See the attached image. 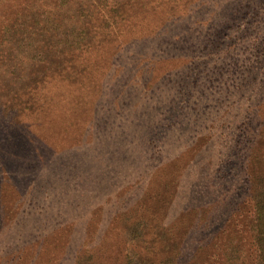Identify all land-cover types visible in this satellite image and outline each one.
Masks as SVG:
<instances>
[{
	"label": "rangeland",
	"instance_id": "obj_1",
	"mask_svg": "<svg viewBox=\"0 0 264 264\" xmlns=\"http://www.w3.org/2000/svg\"><path fill=\"white\" fill-rule=\"evenodd\" d=\"M263 185L264 0H0V264H224Z\"/></svg>",
	"mask_w": 264,
	"mask_h": 264
},
{
	"label": "trees",
	"instance_id": "obj_2",
	"mask_svg": "<svg viewBox=\"0 0 264 264\" xmlns=\"http://www.w3.org/2000/svg\"><path fill=\"white\" fill-rule=\"evenodd\" d=\"M254 194L253 216L244 229V250L229 248L224 251V264H264V185ZM232 238L228 237V243H233Z\"/></svg>",
	"mask_w": 264,
	"mask_h": 264
}]
</instances>
